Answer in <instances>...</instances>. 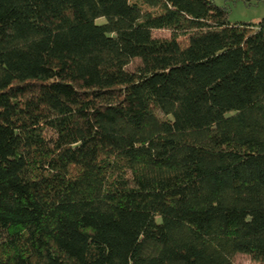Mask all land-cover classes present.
Returning a JSON list of instances; mask_svg holds the SVG:
<instances>
[{
    "label": "trees",
    "instance_id": "16d2710c",
    "mask_svg": "<svg viewBox=\"0 0 264 264\" xmlns=\"http://www.w3.org/2000/svg\"><path fill=\"white\" fill-rule=\"evenodd\" d=\"M237 254L264 264V18L0 0V264Z\"/></svg>",
    "mask_w": 264,
    "mask_h": 264
},
{
    "label": "rangeland",
    "instance_id": "374dc122",
    "mask_svg": "<svg viewBox=\"0 0 264 264\" xmlns=\"http://www.w3.org/2000/svg\"><path fill=\"white\" fill-rule=\"evenodd\" d=\"M215 5L224 7L227 10V20L230 24L241 23H258L264 18V2L245 4L237 0H211ZM145 9V8H144ZM105 20L100 19L97 22L103 23ZM154 37H167L168 31L154 30ZM184 43V42H183ZM138 60H133L128 66L132 70ZM234 264H258L251 256L245 254H237L232 258Z\"/></svg>",
    "mask_w": 264,
    "mask_h": 264
}]
</instances>
